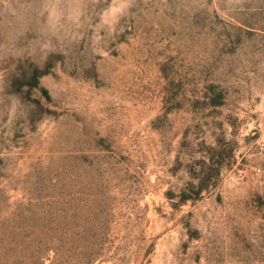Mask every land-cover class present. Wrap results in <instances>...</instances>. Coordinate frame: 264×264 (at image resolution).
Returning <instances> with one entry per match:
<instances>
[{
  "label": "rangeland",
  "instance_id": "obj_1",
  "mask_svg": "<svg viewBox=\"0 0 264 264\" xmlns=\"http://www.w3.org/2000/svg\"><path fill=\"white\" fill-rule=\"evenodd\" d=\"M0 264H264V0H0Z\"/></svg>",
  "mask_w": 264,
  "mask_h": 264
}]
</instances>
